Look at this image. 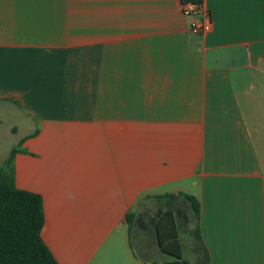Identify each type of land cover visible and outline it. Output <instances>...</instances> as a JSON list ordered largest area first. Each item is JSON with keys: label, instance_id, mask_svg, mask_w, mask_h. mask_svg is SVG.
Segmentation results:
<instances>
[{"label": "crops", "instance_id": "1", "mask_svg": "<svg viewBox=\"0 0 264 264\" xmlns=\"http://www.w3.org/2000/svg\"><path fill=\"white\" fill-rule=\"evenodd\" d=\"M184 1L0 0V166L59 264H152L180 193L198 263L264 264V0H202L203 36Z\"/></svg>", "mask_w": 264, "mask_h": 264}, {"label": "trees", "instance_id": "2", "mask_svg": "<svg viewBox=\"0 0 264 264\" xmlns=\"http://www.w3.org/2000/svg\"><path fill=\"white\" fill-rule=\"evenodd\" d=\"M17 150L13 148L0 166V264H59L41 235L45 223L41 195L15 185L13 162ZM179 197L184 198L199 219L200 203L195 196L185 193L171 195L166 201V209L159 210L155 218L149 219V223L154 226L161 251L174 259L153 264H191L184 258V245L180 237L181 225L186 226L189 217L184 209L176 206L175 201ZM127 220L131 227L135 224L144 226L143 223L148 221L138 219L135 214H128ZM192 232L197 239L200 238L198 228ZM200 263L206 264L203 259Z\"/></svg>", "mask_w": 264, "mask_h": 264}, {"label": "rangeland", "instance_id": "3", "mask_svg": "<svg viewBox=\"0 0 264 264\" xmlns=\"http://www.w3.org/2000/svg\"><path fill=\"white\" fill-rule=\"evenodd\" d=\"M176 206L181 207V209L186 208V204L183 200L180 201V204L178 203V205H176ZM155 208L156 207L153 206L151 209L154 211ZM132 227H134V226H132ZM182 227H183V233L182 234H183V241H184L183 242L184 243V258L189 260L191 262V264H200L197 261V258L199 257L198 251H197L196 247H194L196 241H195L194 237H192V234H191L189 228L186 227V229H185V226H182ZM133 238H135V247L137 249V252L142 257L145 258V256H146V257H152V259H157V261H155V263H159L160 260L174 259L172 256H168L161 251H158L159 255H157V252L156 251L154 252L153 250L149 254H145V239L138 241L136 239V234H134V233H133Z\"/></svg>", "mask_w": 264, "mask_h": 264}, {"label": "built area", "instance_id": "4", "mask_svg": "<svg viewBox=\"0 0 264 264\" xmlns=\"http://www.w3.org/2000/svg\"><path fill=\"white\" fill-rule=\"evenodd\" d=\"M181 10L185 16L193 17L191 30L194 33L203 36L212 30L213 24L203 1H184Z\"/></svg>", "mask_w": 264, "mask_h": 264}]
</instances>
